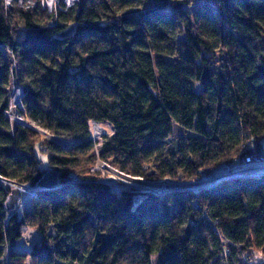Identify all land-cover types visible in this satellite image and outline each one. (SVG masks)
I'll use <instances>...</instances> for the list:
<instances>
[{"label":"trees","instance_id":"trees-1","mask_svg":"<svg viewBox=\"0 0 264 264\" xmlns=\"http://www.w3.org/2000/svg\"><path fill=\"white\" fill-rule=\"evenodd\" d=\"M13 82L55 138L12 124ZM246 150L264 158V0H0V264H261L264 174L115 192L93 169L184 183ZM25 227L40 240L20 248Z\"/></svg>","mask_w":264,"mask_h":264},{"label":"rangeland","instance_id":"rangeland-1","mask_svg":"<svg viewBox=\"0 0 264 264\" xmlns=\"http://www.w3.org/2000/svg\"><path fill=\"white\" fill-rule=\"evenodd\" d=\"M17 1L19 2V4H24V3L31 4L32 3V0H17ZM11 2H12V0H9V3H11ZM41 2L47 8L52 9L54 7H59L60 9L65 10L66 8L73 6L76 1H74L72 3L71 1L67 2L66 0H41ZM62 4H63V8H62ZM223 60H224L223 52L220 50H217L215 52V56L211 62L212 63V65H211L212 69L213 70L219 69ZM56 77H57V81L59 80L60 82H63L64 77L62 75V72H58ZM17 89H18V87H16L15 83L13 82L12 91H11V101H10V106H9L8 114H7V117L10 119L12 124L16 123L19 120H22V121H25L30 127L37 130L40 134H42L46 137H49V138H55V137L51 136L45 129L41 128L40 126H38L34 122H31L28 120H23L19 116L18 108H21V96H20V100L17 102L16 105H14L12 103L13 102V94ZM55 101L57 102V100H53V102H55ZM96 127L99 128V130L101 129L102 131L96 133V131H95ZM90 128H91V137L95 142H99L101 137L105 133L111 132V129H110L108 124H99L98 125L96 123H92ZM98 145L99 144H97L96 147ZM242 156H251L252 158H255V156H257V155L252 150H246L244 153L237 156L235 158V160H237L238 158H241ZM96 164L97 165L95 167H93V169H95L96 171H100L106 182H107V179H111L112 180L111 184L113 185L112 187L115 189H120L123 187H135L138 189H147V190L148 189H161V188L164 189L165 187L169 186V184H165L164 181H166V182L170 181L173 183L179 182L178 180H172L169 178H166L165 180H162L160 182H150V181L143 180L139 176H131V175H127L121 171H118L106 162L97 161ZM224 164H230V163H224ZM213 169H215V168H213ZM202 174H207V172L204 171ZM197 178H199V177H197ZM192 182H194V180H192ZM13 187H15V186H13ZM19 189H20V195H19L18 200L20 199V197L22 198L23 194H25V192H26V190L23 188H19ZM24 206L26 207V205H24ZM39 240H40V237H39V234L36 230H34L33 228H30V227H28V228L25 227L23 229L22 237L18 241V246L20 248H29V246L32 243L38 242ZM251 257H252V260H255V261L261 262V264H264V257L261 254H259L258 252H255L253 254V256H251Z\"/></svg>","mask_w":264,"mask_h":264},{"label":"built area","instance_id":"built-area-1","mask_svg":"<svg viewBox=\"0 0 264 264\" xmlns=\"http://www.w3.org/2000/svg\"><path fill=\"white\" fill-rule=\"evenodd\" d=\"M74 1L76 0H73L72 3ZM5 3L9 4V0H5ZM7 114L8 111H6V115ZM202 173L199 175V178H196L197 180L196 179L194 180V182L173 183L170 181L169 182L164 181V183L169 184V186L165 187L164 189L161 188V189H148V190L164 191L167 188L181 187L192 191H197L202 186H205L207 184H213L219 180L226 178H232V177L257 178L260 175L264 174V158L259 156H255V158H252L251 156H242L241 158H238L237 160L231 162L230 164L219 165L210 172H207V174H202ZM0 183H7V182L0 177ZM18 187L26 190L25 194H23L21 203L19 204L20 206H22L25 201L27 202L29 199H31V197L34 194V189L30 188L26 184ZM138 197L139 196H137L136 198Z\"/></svg>","mask_w":264,"mask_h":264},{"label":"water","instance_id":"water-1","mask_svg":"<svg viewBox=\"0 0 264 264\" xmlns=\"http://www.w3.org/2000/svg\"><path fill=\"white\" fill-rule=\"evenodd\" d=\"M71 32H72V29L71 28H68L67 30L63 31L60 34V36H67V35L71 34ZM19 89L21 91V88H19ZM21 96H22V93H21ZM17 122L20 123V124H22V125H25L26 127H30L25 121L19 120ZM30 128H32V127H30ZM57 182L58 181H57V173H56V171L49 170L38 181L37 186L39 188L50 189V188L55 187L57 185ZM107 182L110 183V186H111V188H112L113 191L118 192V191L121 190V188L120 189H115V188L112 187L113 185L111 184V182H112L111 179H107ZM176 188H179V187H176ZM151 191H155V190H151ZM156 192H160L161 193L162 191H156ZM19 195H20V189H19V187L18 186L13 187L12 190H11V193L9 195V198H8V200L6 202V207L8 209L14 208L15 204L18 201Z\"/></svg>","mask_w":264,"mask_h":264},{"label":"bare ground","instance_id":"bare-ground-1","mask_svg":"<svg viewBox=\"0 0 264 264\" xmlns=\"http://www.w3.org/2000/svg\"><path fill=\"white\" fill-rule=\"evenodd\" d=\"M67 2H69V1H73V0H66ZM20 96H21V91H20V89H17L15 92H14V94H13V104L14 105H16L17 104V102L20 100ZM95 131H96V133H98V132H101L102 130L100 129L99 130V128H95ZM6 181V180H5Z\"/></svg>","mask_w":264,"mask_h":264}]
</instances>
